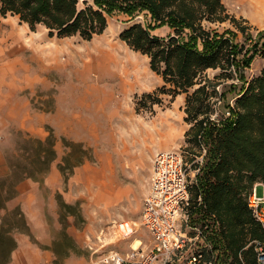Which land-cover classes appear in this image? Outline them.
Here are the masks:
<instances>
[{"label": "rangeland", "instance_id": "rangeland-1", "mask_svg": "<svg viewBox=\"0 0 264 264\" xmlns=\"http://www.w3.org/2000/svg\"><path fill=\"white\" fill-rule=\"evenodd\" d=\"M222 2L229 14L245 20L251 35L264 31V17L249 9L252 0ZM130 23L121 16L108 17L103 32L85 41L77 36L48 37L42 27L30 31L16 16H0V94H30V108L46 113L45 139L53 140L55 159L48 171L54 170L59 181L54 196L58 231L52 248L56 254L51 264H86L110 250L125 253L131 243L133 247L135 242L136 246L139 241L147 243L141 210L154 153L179 150L188 164L185 95L157 94L159 103L149 105L146 100L144 106L136 105L142 94L160 87L161 80L151 72L145 56L119 39ZM237 43L246 44L245 49L251 44L239 33ZM263 64V58L255 57L246 77L257 75ZM226 98L231 104V96ZM221 106L216 104L217 113L223 112ZM63 110H69V115ZM53 111L60 112L52 115L54 120L49 114ZM18 118L17 114L2 116L0 123L5 126L0 151L11 162L21 161L37 139L16 129ZM66 121L71 133L61 136L56 125L67 126ZM65 158L71 164L81 158L82 163L71 173L61 172ZM60 203L70 205L71 211L65 214ZM121 222L132 228L128 238L117 234ZM49 230L53 236L54 227Z\"/></svg>", "mask_w": 264, "mask_h": 264}, {"label": "trees", "instance_id": "trees-1", "mask_svg": "<svg viewBox=\"0 0 264 264\" xmlns=\"http://www.w3.org/2000/svg\"><path fill=\"white\" fill-rule=\"evenodd\" d=\"M7 14L30 31L42 27L48 37L85 41L103 32L108 17L131 22L119 39L145 56L161 80L154 92L140 96L137 107L146 100L159 103L157 94L185 95L186 157L190 170H198L189 189L190 207L197 196L201 199L190 209L193 221L211 220L210 239L220 264H239L240 252L245 264H254L252 249L243 247L250 240L264 241V230L245 198L254 183L264 184V64L255 76L246 77V70L255 57L264 59V31L251 35L245 20L229 14L222 0H0V16ZM238 33L250 41L249 48L237 43ZM216 104L223 112L217 113ZM31 142L21 161H9L10 175L0 179V189L7 181L12 187L47 173L55 159L52 137ZM63 161L59 169L69 173L82 163L81 158ZM59 206L65 214L72 209Z\"/></svg>", "mask_w": 264, "mask_h": 264}, {"label": "built area", "instance_id": "built-area-1", "mask_svg": "<svg viewBox=\"0 0 264 264\" xmlns=\"http://www.w3.org/2000/svg\"><path fill=\"white\" fill-rule=\"evenodd\" d=\"M201 160L199 157L196 161ZM189 171L190 164L183 161L179 150L155 152L141 210V225L149 241H140L125 253L110 250L86 264H220L210 239L211 220L192 219L195 217L190 209L198 208L201 199L197 196L190 207L189 189L196 182L198 170H193L190 177ZM245 200L252 218L264 230V184L254 183ZM117 234L122 239L128 238L132 228L121 222ZM248 247L252 249L254 264H264V241L250 240L243 250ZM237 259L239 264H245L241 252Z\"/></svg>", "mask_w": 264, "mask_h": 264}, {"label": "crops", "instance_id": "crops-1", "mask_svg": "<svg viewBox=\"0 0 264 264\" xmlns=\"http://www.w3.org/2000/svg\"><path fill=\"white\" fill-rule=\"evenodd\" d=\"M16 37L24 38L20 34ZM29 95L0 94V123L3 120L2 116L13 117L17 114L19 118L16 129L43 140L46 137L43 129L46 113L34 112L30 108L27 99ZM68 100V97H65L66 109ZM68 112L69 110L62 111L66 115H69ZM58 113L60 112L49 113L50 119L54 120L52 115ZM31 121H35L36 124H32ZM7 122L11 123L12 120L9 119ZM67 122V126L56 125L59 135L70 136L71 129ZM54 125L52 123L51 126ZM3 128L5 126H0V142L3 140L1 135ZM55 131L57 132L56 129ZM9 175V160L0 151V179ZM58 181L55 171L51 169L46 174L37 176L36 179L20 180L12 187L7 181L0 189V240L3 242L0 246V264H51L50 261L55 259V246L52 248V245L57 241L58 231L56 225L58 214L54 197ZM48 220L53 222L48 223ZM50 226L54 227L53 236L50 235Z\"/></svg>", "mask_w": 264, "mask_h": 264}, {"label": "bare ground", "instance_id": "bare-ground-1", "mask_svg": "<svg viewBox=\"0 0 264 264\" xmlns=\"http://www.w3.org/2000/svg\"><path fill=\"white\" fill-rule=\"evenodd\" d=\"M249 9H251L254 14H257V15L264 17V0L263 1L262 0H252V3L249 5ZM48 57H49V55H48ZM135 243H134V247L136 246ZM139 243H140V241H139ZM132 245H133V243L131 244V246Z\"/></svg>", "mask_w": 264, "mask_h": 264}]
</instances>
